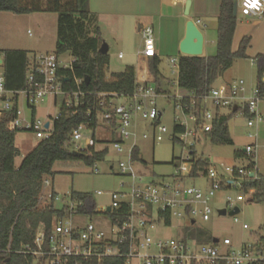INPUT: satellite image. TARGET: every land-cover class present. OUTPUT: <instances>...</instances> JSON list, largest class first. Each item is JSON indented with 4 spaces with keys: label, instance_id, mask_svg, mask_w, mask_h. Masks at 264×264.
<instances>
[{
    "label": "built area",
    "instance_id": "obj_1",
    "mask_svg": "<svg viewBox=\"0 0 264 264\" xmlns=\"http://www.w3.org/2000/svg\"><path fill=\"white\" fill-rule=\"evenodd\" d=\"M174 1L182 3L185 0ZM238 5L241 13L246 16L261 15L264 12V0H240V2L237 1V8ZM140 32L143 46L138 54L147 58L155 56L153 29L145 26L140 29ZM117 56L121 58L122 53ZM71 62L72 60L68 65L62 66L56 53L29 57L26 68L27 86L20 90H9L5 86L3 61L2 55H0V124H4L6 128L15 133L32 132L39 140L48 138L53 131V122L50 125L48 121L42 122L34 118L26 121L20 118L19 96H23L26 105L31 109L32 117L34 105L47 96L54 100L61 96L63 106L73 112L76 111V108L83 103L81 99L87 95L79 88L81 79H75L77 87L75 90L67 91L62 87V80L66 77L58 73L59 69L70 68ZM170 62L174 63L175 59H170ZM261 81L262 91L255 90L254 97L249 99L237 96L239 91L244 90L242 79L212 86L210 91L200 98V108H198L196 100L192 98V94L179 98L177 107L188 115L195 126L194 130H186L184 122L178 123L184 127L181 138L186 135L195 137L208 134L212 130L215 113L207 108L209 100L217 109L220 107H228L230 110L240 108L238 112L243 114L246 109L247 115L250 117L247 120L248 126L262 121L258 112V103L264 100V71ZM157 94L153 83L140 79L136 82L135 90L130 95L105 92L94 95V102L98 107L95 111V119H100L108 126L119 130L120 137L115 142L118 151H121L119 143L130 134L126 128L130 124L133 113L140 111L143 118L151 120L162 117V112L155 108ZM121 97L129 98V103L127 105L115 104L113 99ZM186 97L190 98L187 103L185 102ZM46 123H48L47 127H45ZM87 129H90L88 123H80L74 127L69 134L68 144H75L76 141L82 139V131ZM157 129L159 132L166 131L163 126H158ZM248 136L254 141L244 147L243 153L253 157L259 146L257 136L250 133ZM156 139L160 140L161 135H157ZM84 140L87 148L95 145L93 135L84 137ZM77 151L82 152L83 150L77 149ZM118 168L119 174L129 176L132 182L128 191L110 193V205L97 210L108 217L111 226L108 234L91 222L86 224L78 222L77 217L90 216L78 211L84 205L83 200L72 198L71 193L65 195L64 199L60 198L53 190L45 191L44 188L50 187V183L43 178L39 198L40 196L45 198L49 204L62 210V215L53 218L52 227L48 232L45 231L43 225H40L32 242L22 245L17 252L29 256L32 259L30 264H102L103 258L116 256L124 257L125 264L264 263V252L258 250L254 244L243 243L236 249L228 237L217 239V242L211 240L205 244L197 242L193 238L183 237L160 238L153 242L147 234V229H154L157 225L163 224L165 217H169L170 220L182 218L186 221L185 225L188 226L195 225L196 216L202 220H208L212 212L208 205L210 198L222 188L241 186L244 178L251 177L250 174L253 178H258L254 164L249 168L227 166L224 169L226 175L217 173L215 169L208 166L201 170L208 182L206 188L185 186L181 183L152 184L144 181V176L137 174L131 164L125 165L120 162ZM192 168L193 163L189 153V156L176 167L175 179L181 181L184 177H190ZM199 172L197 177H199ZM125 185V183H121L124 188ZM97 194L100 195L102 192L97 191ZM226 200L229 209L233 208L231 198L227 196ZM155 203L157 204L156 209L153 208ZM109 214H113V216ZM242 228H247V225L243 224ZM152 244L156 247L155 253L149 252Z\"/></svg>",
    "mask_w": 264,
    "mask_h": 264
},
{
    "label": "rangeland",
    "instance_id": "obj_2",
    "mask_svg": "<svg viewBox=\"0 0 264 264\" xmlns=\"http://www.w3.org/2000/svg\"><path fill=\"white\" fill-rule=\"evenodd\" d=\"M240 2V0H235ZM240 4V3H239ZM193 20L198 17L189 13ZM256 21L257 17L249 18L240 11L238 5L236 12L237 32L234 38L233 48L236 49L238 40L244 34L240 24L244 19ZM264 18V17H262ZM197 24L205 33V53L206 56L216 53L217 25L216 20L212 18H201ZM183 19L174 22V27L168 25L163 28L160 38V48L157 50L160 63L158 70L161 77V89L155 98V108L162 112L160 119L151 120L143 118L140 111L132 114L130 124L126 128L130 133L119 145L121 151L115 147V142L119 139L118 128H112L100 119L97 120L95 129L82 131L83 138L76 141L75 144L67 145L70 152L77 149H87L84 137L94 136L95 150L107 147V154L103 161L96 162L94 165H86L81 160L56 161L53 164L52 174L46 175L50 187L44 188L45 191L53 190L60 198L65 199V195L73 192L90 194L95 203V212L91 216L77 217L76 220L81 224L93 223L98 229L109 233L111 226L106 215L97 212L98 208L106 207L111 203L110 193L118 191H128L132 180L127 175L119 174L118 165L123 162L125 165L131 164L132 169L144 176V181L152 184L181 183L185 186H196L206 188L207 180L203 173L199 172V177H184L181 181L175 179L176 167L181 161L189 156L193 151L195 158L201 157L207 159L209 167L216 170L217 173L226 175L225 167L249 168L255 162L256 173L264 176V114L262 121L253 126L247 125L248 115L236 112L231 113L228 107L217 109L211 101H207V108L212 113L230 114L228 121L229 135L232 144L212 142L207 134L192 137L186 135L181 138L183 132L175 131V125L184 122L186 130H194L193 121L188 115L180 110L177 105L179 98L187 96L188 93L179 88L177 84V59L179 51L175 49V32L181 34ZM58 14L49 11H37L27 14H15L8 11H0V53L4 50L17 49L27 52L29 57L40 54L56 53L57 43ZM88 29L92 34V28ZM177 30V31H176ZM177 35V36H178ZM102 42L108 45L109 65L108 71L123 70L124 64L121 62L132 61L136 64L138 61V51L142 49L143 39L141 32L127 31L125 36L117 34L109 26H104L101 32ZM251 45L258 46V38L255 36ZM257 43V44H256ZM179 49V48H178ZM122 53L123 59L118 58ZM175 59V62H170ZM72 60L69 53L58 55L60 64L68 65ZM120 62V64H119ZM1 71V68H0ZM243 80V91H239V97L253 98L257 83V65L250 58H237L232 66L220 74L213 82L212 86L226 84V82ZM154 85V84H153ZM241 100V98H240ZM55 101V103H54ZM115 104L127 105L129 98L121 97L113 99ZM62 105V97L58 96L56 100L47 96L39 100L34 105V115L32 117L31 109L26 105L23 96H19L18 109L20 118L30 121L32 118L42 122H50L59 114ZM261 108L264 107V100L260 101ZM261 115V114H260ZM158 126L166 128L165 132H159ZM262 130V131H261ZM258 134V148L253 157L243 154L246 145L251 144L248 134ZM161 135L157 140L156 136ZM145 136V137H144ZM39 141L32 132H16L14 144L19 150V156L15 158V166H18L24 156ZM78 146V148H76ZM133 146L138 148L139 160H132L130 151ZM125 183V188L121 183ZM97 191L102 192L98 195ZM43 195V191H42ZM231 198V203L238 207L239 212L233 216L219 215L218 211L223 208L229 210V204L226 197ZM252 194L244 191L241 186L227 187L217 190L208 201L211 208V214L208 220H202L199 216L195 217V228L200 229L206 236L222 239L228 237L234 248H239L243 243L254 244L261 233V226L264 223V202H254L251 200ZM129 198V197H127ZM49 205V202L40 196L38 207L42 208ZM59 205V202H57ZM157 204L153 205L156 209ZM74 219V221H76ZM76 221V222H77ZM186 221L182 218H173L169 225L159 224L154 229H147L148 236L153 242L160 238H191V235L184 230ZM246 224L247 228H242ZM200 243H209L207 240H201ZM156 247L152 244L149 252L155 253Z\"/></svg>",
    "mask_w": 264,
    "mask_h": 264
},
{
    "label": "trees",
    "instance_id": "obj_3",
    "mask_svg": "<svg viewBox=\"0 0 264 264\" xmlns=\"http://www.w3.org/2000/svg\"><path fill=\"white\" fill-rule=\"evenodd\" d=\"M234 2L235 0H220L214 55L187 56L181 53L178 55V87L192 94L198 108L200 98L210 91L213 82L232 66L235 59L249 58L247 55L249 36L242 37L235 51L231 48L237 23L236 15L233 14ZM41 10L58 14L56 54L69 53L72 57L70 68L58 70V73L67 78L62 80L63 89L75 90L77 88L75 79H81L79 88L87 95L81 99L82 105L74 112L66 109L62 103L58 116L53 119L51 135L39 140L18 166L14 163L15 158L19 156V150L14 144L15 132L0 124V264H30L32 259L17 251L22 245L32 242L40 225L48 232L52 227L53 218L62 215L63 211L55 208L53 204L38 207L42 180L46 175L53 173V164L56 161L81 160L91 166L103 161L107 154V147L95 150L93 146L83 150L81 156L74 157L67 148L69 134L78 124L88 123L90 129H95L97 123L95 111L98 107L94 102V95L102 92L130 95L140 79L153 83L158 93L163 92L158 70L160 59L157 55L147 58L138 54L137 69L134 66H125L123 70L111 72L107 78L109 55L108 52L102 54L98 51L102 43L101 30L88 9L87 0H0V11L27 14ZM89 25L92 34L88 29ZM0 55L6 88L9 90L25 88L26 68L29 63L27 52L10 49L2 51ZM252 61L257 65L256 90L262 91L264 55L257 54ZM189 99L186 97L185 102H189ZM239 109H232L231 113H236ZM32 111L34 114V108ZM245 114L247 115L246 109ZM229 119L230 114L224 115L216 111L212 130L207 134L212 142L232 144L228 130ZM183 130V126L175 125V131ZM189 153L193 163L189 176L195 178L198 171L208 167L209 162L201 157L195 158L193 151ZM131 159H140L136 146L132 147ZM258 176L244 178L241 188L252 194V201L260 203L264 202V176ZM71 197L83 200L84 205L78 209L80 213L90 216L96 213L95 203L90 194L72 191ZM170 222L169 217H165L163 224L169 225ZM184 230L197 242L213 240V237L206 236L194 226L184 225ZM183 238H186V235ZM254 246L264 252V223ZM102 264H125V259L121 256L105 257Z\"/></svg>",
    "mask_w": 264,
    "mask_h": 264
},
{
    "label": "crops",
    "instance_id": "obj_4",
    "mask_svg": "<svg viewBox=\"0 0 264 264\" xmlns=\"http://www.w3.org/2000/svg\"><path fill=\"white\" fill-rule=\"evenodd\" d=\"M185 0L182 3H176L174 0H87V6L91 14H93L94 18L97 21V24L102 32V28L104 26H109L117 34H123L125 36L126 32L129 31H137L139 32L142 27L149 26L153 29L154 32V40H155V49L156 55L157 50L160 48V38L163 32V28L167 25L169 27H174V22L179 19H183V26L181 34L178 35L175 32V49L180 52L179 44L185 38L186 34V23L188 21H192L198 30L201 32L203 36V44H202V53L201 56H206L205 53V33L203 29L198 26L197 21H201V18H212L216 20L217 25V16L219 14V5L220 0H189L190 5L188 9V13H185ZM193 13V15L197 16L196 20H193L189 17V13ZM246 16V15H245ZM259 18L256 21L251 22L250 19H244L240 24L243 28L244 34L240 37L237 43V47L239 45L240 40L244 36L250 37V44L247 49V55L252 60L253 57L257 54L264 55V13L259 15H249V18ZM238 25L236 23L235 32L232 39L231 48L233 51L237 49L233 48L234 38L237 32ZM177 31V30H176ZM178 35V36H177ZM258 38V46L251 45V41L254 39L253 37ZM139 53V51H138ZM123 59V57L119 58ZM132 61L121 62V65L124 66H134L136 69L138 68V61L136 64ZM120 64V62H119ZM119 71V70H118ZM113 72V71H112ZM111 72L107 71V78L110 77ZM144 76V73L141 74ZM229 82H226L228 84ZM222 85V84H219ZM218 85V86H219ZM243 99H247L244 98ZM258 112L261 116L264 114V107L261 108L260 101L258 103ZM261 122V121H260ZM259 122V123H260ZM259 123H257L259 125ZM262 131V130H261ZM264 132V131H263ZM258 139V134L255 133ZM251 138V137H250ZM252 139V138H251ZM254 141V139H253ZM244 154V153H243ZM255 165V162L252 161Z\"/></svg>",
    "mask_w": 264,
    "mask_h": 264
},
{
    "label": "water",
    "instance_id": "obj_5",
    "mask_svg": "<svg viewBox=\"0 0 264 264\" xmlns=\"http://www.w3.org/2000/svg\"><path fill=\"white\" fill-rule=\"evenodd\" d=\"M190 1L187 0L185 2V13H188ZM237 12V1L233 3V14L236 15ZM202 44H203V36L198 28L192 21H188L186 23V34L185 38L179 44V50L181 54L187 56H201L202 53ZM99 53L106 54L108 52V45L105 42H102L99 49ZM64 80H67L65 78ZM87 78L85 79V83H87ZM48 126V123L45 124V127ZM71 155L74 157H79L82 155L80 151H72ZM252 177V174H250ZM109 211V208H107ZM239 212L238 207L234 206L233 208L227 210L226 208L220 209L218 211L219 215H229L233 216ZM213 242H217V238H213Z\"/></svg>",
    "mask_w": 264,
    "mask_h": 264
}]
</instances>
